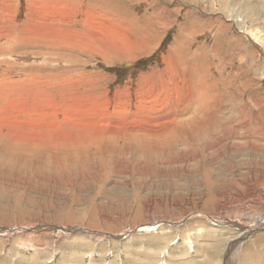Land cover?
I'll use <instances>...</instances> for the list:
<instances>
[{
	"label": "rangeland",
	"instance_id": "obj_1",
	"mask_svg": "<svg viewBox=\"0 0 264 264\" xmlns=\"http://www.w3.org/2000/svg\"><path fill=\"white\" fill-rule=\"evenodd\" d=\"M261 225L264 0H0V264H264Z\"/></svg>",
	"mask_w": 264,
	"mask_h": 264
},
{
	"label": "bare ground",
	"instance_id": "obj_2",
	"mask_svg": "<svg viewBox=\"0 0 264 264\" xmlns=\"http://www.w3.org/2000/svg\"><path fill=\"white\" fill-rule=\"evenodd\" d=\"M139 124V123H138ZM137 125V124H136ZM176 125V124H175ZM141 128H143V127H141ZM134 129V128H133ZM138 129V128H137ZM145 129V128H144ZM147 130V129H146ZM155 130V129H154ZM137 131V130H136ZM151 132H152V130H151ZM137 135H139V134H137ZM156 135H158V134H156ZM153 136V135H152ZM151 136V137H152ZM168 136V135H167ZM139 137V136H138ZM149 139V138H148ZM72 140V139H71ZM153 140V139H152ZM145 141V140H144ZM148 141V140H147ZM164 141V140H163ZM261 228L262 229H264V225H261ZM258 231V230H257ZM251 235V234H250ZM250 237V236H249ZM235 244V243H234ZM232 248V247H231ZM229 249V248H228ZM229 252V251H228ZM232 255V254H231ZM230 264V263H229Z\"/></svg>",
	"mask_w": 264,
	"mask_h": 264
},
{
	"label": "water",
	"instance_id": "obj_3",
	"mask_svg": "<svg viewBox=\"0 0 264 264\" xmlns=\"http://www.w3.org/2000/svg\"><path fill=\"white\" fill-rule=\"evenodd\" d=\"M72 231H78V230H72Z\"/></svg>",
	"mask_w": 264,
	"mask_h": 264
}]
</instances>
